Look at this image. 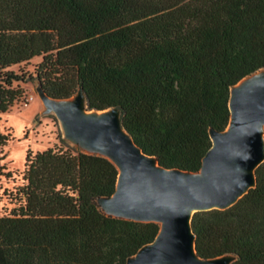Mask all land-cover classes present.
<instances>
[{
    "label": "trees",
    "instance_id": "trees-1",
    "mask_svg": "<svg viewBox=\"0 0 264 264\" xmlns=\"http://www.w3.org/2000/svg\"><path fill=\"white\" fill-rule=\"evenodd\" d=\"M34 57L50 97L82 88L87 110L118 109L160 165L197 172L209 129L228 125L230 89L264 69V0H0V114L21 92L8 68ZM255 175L232 206L192 215L199 256L264 264V161ZM117 177L79 148L28 150L21 202L0 214V264H125L159 224L102 211Z\"/></svg>",
    "mask_w": 264,
    "mask_h": 264
},
{
    "label": "water",
    "instance_id": "water-1",
    "mask_svg": "<svg viewBox=\"0 0 264 264\" xmlns=\"http://www.w3.org/2000/svg\"><path fill=\"white\" fill-rule=\"evenodd\" d=\"M44 113H53L63 137L81 151L109 159L118 170L111 196L97 198L106 215L159 224L153 241L125 264H231L236 256H199L191 227L197 211L226 209L256 185L264 161V69L230 89L225 130L209 129L211 146L197 172L160 165L134 142L116 108L87 110L82 88L70 98L50 97L38 83Z\"/></svg>",
    "mask_w": 264,
    "mask_h": 264
},
{
    "label": "rangeland",
    "instance_id": "rangeland-1",
    "mask_svg": "<svg viewBox=\"0 0 264 264\" xmlns=\"http://www.w3.org/2000/svg\"><path fill=\"white\" fill-rule=\"evenodd\" d=\"M40 60L41 57H34L8 68L19 76L12 85L21 92L7 112L0 114V131L8 135L1 152L4 166L0 176L1 215H8L21 202L18 189L23 184L22 171L28 150L34 153L48 147L78 149L64 139L55 115L44 113L34 71Z\"/></svg>",
    "mask_w": 264,
    "mask_h": 264
}]
</instances>
